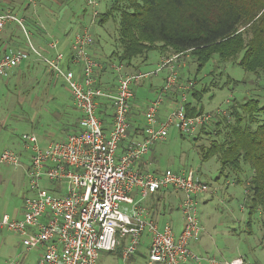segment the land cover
<instances>
[{
    "label": "built area",
    "instance_id": "built-area-1",
    "mask_svg": "<svg viewBox=\"0 0 264 264\" xmlns=\"http://www.w3.org/2000/svg\"><path fill=\"white\" fill-rule=\"evenodd\" d=\"M86 2L92 7L91 17H96V1ZM7 24L20 28L27 50L1 52L0 77L33 54L66 83L80 118L76 132L43 147L33 133L21 134L23 149L30 150L25 166L28 195L23 198L18 216L4 214L0 227L17 234L24 251L43 250L35 264H100L103 253L115 256L118 264H140L136 257L141 246L145 247L141 264H202L203 256L192 250L190 243L200 235L196 204L198 197L208 191V184L191 168L139 171L135 163L154 143L166 139L170 127L193 135L211 119V113L187 116L182 94L181 104L161 116L159 104L163 100L159 95L145 108L142 139L121 148L130 130L132 85L148 73L126 74L121 64L113 62L109 67L114 71V85L102 86L103 64L89 51L93 44L89 27L78 30L70 43L69 61L78 67L75 73L62 65L64 53L57 50L56 40L47 43L49 49L56 50L52 57L32 43L23 16L0 10V30ZM169 60L159 67L167 69L163 93L177 79L175 65L165 67ZM190 85L187 83L183 89ZM103 102H107L105 118L99 114ZM19 156L2 150L0 164L18 166ZM159 191L181 195L178 209L182 227L177 233L169 220L159 224L148 211L146 202ZM208 262L241 264L242 260L236 257ZM8 264L26 263L14 259Z\"/></svg>",
    "mask_w": 264,
    "mask_h": 264
},
{
    "label": "rangeland",
    "instance_id": "rangeland-1",
    "mask_svg": "<svg viewBox=\"0 0 264 264\" xmlns=\"http://www.w3.org/2000/svg\"><path fill=\"white\" fill-rule=\"evenodd\" d=\"M29 1L30 7L26 6L27 10L23 11L26 0H16L17 13L19 16L28 18H40L45 24L43 32H45L44 37L47 40L53 38L59 41L64 36L63 29H67L66 31L71 29L70 35H73L72 31L75 32L79 26H87L93 34L92 36L97 40L101 57L110 55L116 48L122 50L123 46L117 40V27L119 26L117 12L105 23L97 25V17H91L92 7L87 4L86 0ZM95 1L97 3L95 9L98 12H104L115 0ZM161 1L164 9L175 17L178 13H186L187 9L192 8L196 11L199 8L208 11L207 7L211 5L210 2L217 5L219 0ZM154 14L158 13H153L152 17L147 14L148 16L144 18L147 24L142 27L141 34L136 33L134 29L133 33L134 38L140 43L137 46V51L142 50L146 53L144 48L155 50H151L145 55L140 53L141 56H136L129 64L126 61L120 62L123 66L122 69L129 73L136 74L135 71L148 73L145 78L133 85L135 93L133 100L135 109L133 111L142 124L147 104L157 96L160 95L163 100L159 104V113H163L162 107L166 105L165 109L172 111L178 104H181V96L178 95L176 101H170V96L164 94L161 89L163 79L167 76V70L166 68L159 69V67L166 59L172 58L173 60H169L165 67L171 64L175 65L177 83L186 84L191 81L196 90L204 88L199 102L196 103L195 99L187 97V100H191L193 105L196 104L202 113L212 114L218 110L224 113L230 103H235L234 105L237 106L247 98H255L261 105L264 104V74L257 77L252 72H245L238 64L239 56L252 37V28H250L252 20L249 24L239 25L233 34L240 41L238 47L241 50L235 60L222 63L218 60L217 55L213 54L197 70L196 58L191 55L193 52L179 55L172 45L158 39L157 32L154 31L156 21ZM56 20L58 24L55 23ZM15 34L16 40L22 43L24 41L22 32L16 28ZM31 40L36 46L32 37ZM39 46L44 47L42 44ZM140 46L144 48L142 49ZM211 50L213 51L214 48L212 47ZM92 56L95 58L94 55ZM113 61L119 64L118 59ZM108 68L110 71L107 73L113 75L114 71L110 67ZM34 75H37L39 79V83L35 87H33L35 85ZM7 76L8 74L3 76L4 78L0 77V151L6 149L20 155L21 164L18 166L0 164V220L4 214L12 216L15 209L20 210L24 196L28 195V180L24 165H28L29 160L28 152L22 146L21 134L33 132L41 138L46 133L49 134L53 131L55 132L53 138H56L59 134L57 131H60L65 124L74 122L78 116L71 104L66 86L60 79L52 84L48 70L43 63L36 64L32 71L18 80L17 84H15L14 78L7 80ZM25 92L28 93L25 95ZM22 95L25 96L21 100L19 97ZM259 118L264 119V113L260 114ZM195 136H197L196 133L180 135L176 127H170L166 139L155 144V158L160 169L191 168L198 173L202 181L208 184V191L200 195L196 204L201 231L197 238L195 252L203 256L202 264H210L209 259L223 262L231 261L236 257L241 258V264H264V241L261 240L260 215L254 213L249 218L248 210L244 204V184L238 183L233 175L224 178V175L220 174V163L215 156L206 160L201 159L198 145L207 144V139L202 137L195 141ZM241 166L243 170L238 173V176L243 180L249 176L250 170L246 164ZM173 198L172 203H169L167 207L168 213L163 218L170 220L177 230L179 226L181 229L182 220L180 210L177 208L179 199L175 196ZM140 250H144L142 246ZM23 252L24 247L20 244V237L7 228L0 227V264H8L11 260L22 258ZM28 255L29 263H31V258L36 254L34 251H30ZM118 263L115 256H109L105 258L103 264Z\"/></svg>",
    "mask_w": 264,
    "mask_h": 264
},
{
    "label": "trees",
    "instance_id": "trees-1",
    "mask_svg": "<svg viewBox=\"0 0 264 264\" xmlns=\"http://www.w3.org/2000/svg\"><path fill=\"white\" fill-rule=\"evenodd\" d=\"M161 3V0H115L106 11L97 13V25L111 19L115 12L118 13L117 40L123 46L122 50L118 48L113 50L109 59L102 62L103 70L111 63H115L113 61L115 59L119 60V64L121 61H126L129 64L136 56L145 55L151 50H155L140 46L147 52L137 51V46L140 43L134 38L133 29L136 33L141 34L142 27L147 24L144 18L148 16L147 14L152 17L153 13L157 12L158 14H154L156 20L154 31L157 32L158 39L172 45L179 55L193 52L191 55L196 58L197 70L213 54L217 55L218 60L222 63L235 60L241 50L238 47L240 41L233 34L239 25L249 24L252 20L250 24L252 37L239 56L238 64L245 72H252L257 77L264 74V0H219L217 5L211 1V5L207 7L208 11L200 8L196 11L192 8L187 9L186 13H178L175 17L171 16ZM36 19L25 16V25L26 27H35L36 25L35 30L38 37L43 39L45 38L44 29L36 24ZM91 35L93 34L91 33ZM1 37L0 34V39ZM31 37H34V34H31ZM92 39L93 43L97 41L93 36ZM38 49L46 54L40 48ZM21 50H27V48L24 46V49ZM67 61L69 60L67 59ZM127 64L126 66H128ZM66 67L71 68L70 64H67ZM123 72L133 74V72L129 73L124 70ZM134 73L140 72L135 71ZM137 83L134 82L133 85ZM179 84L181 83H177L176 80L164 94L170 96V101H176L178 95L184 94L183 108L187 116L202 113V110L198 109L196 104L193 105L191 100H187V97L195 99L196 103L199 102L204 88L198 91L191 82L189 88L183 89L186 84L182 83L181 89L178 90ZM133 85L132 90L135 96ZM234 104L230 103L224 113L213 112L211 119L202 124L195 132L197 136L194 137V140H200L202 137L207 139V144L198 145L201 159L206 160L215 156L220 163V174L224 175V178L233 175L238 183L244 184V204L248 210L249 218L254 213L260 215L261 240L264 241V119L259 118V115L264 113V104L261 105L255 98H247L237 106ZM106 106L107 102L100 105L99 114L103 118L107 116ZM78 129L79 121L78 128L72 132H76ZM180 135L183 134L180 133ZM25 151L29 153L30 150L25 149ZM242 164L248 165L250 170L249 176L243 180L238 176V173L243 170ZM167 192L159 191L150 198L153 218H155L156 212L161 211L158 208L160 206L163 208L166 205ZM248 225L250 224L248 223ZM138 255L139 261H141L144 257L143 253H138Z\"/></svg>",
    "mask_w": 264,
    "mask_h": 264
},
{
    "label": "crops",
    "instance_id": "crops-1",
    "mask_svg": "<svg viewBox=\"0 0 264 264\" xmlns=\"http://www.w3.org/2000/svg\"><path fill=\"white\" fill-rule=\"evenodd\" d=\"M15 4H16V0H1V2H0V10H2V11H11V12H13V13H15V14L18 15V13H17L18 10H17ZM39 5H41V4H39ZM26 6L27 7L28 6L30 7V1L29 0H26V3L23 5V11H25L24 8ZM23 17H25V16H23ZM36 20H37L36 21V24L38 26H40L42 29H44V25H45L44 22L40 18H37ZM55 23L58 24V21L56 20ZM35 27H36V25H35ZM35 27H28L27 29L29 30V32L31 34H34V37H32V38H33V42L36 44V47L37 48H40L48 56H50V57L54 56L56 50H51L47 46L48 41H50L51 39L50 40H47L46 37L43 38V39L39 38L38 37V34H37L36 30H35ZM79 27L77 28V30L75 32L72 31L73 32V35L78 31ZM16 28L20 30V28L18 26H16L15 24H7L3 29L0 30V34L2 35V37L0 39V53L3 52V51H9V50H14V49H24V46L26 47V45H25V38H24V41H22V43H20V41L16 40V34H15L16 33ZM60 29H61V27H60ZM66 30L67 29H65V30L63 29V34H64L63 38L59 39V41L56 40L57 41V50L62 51L64 53V59L62 61V65L64 67H66L67 64H70L71 69L73 68V70L75 71V73H77L78 72V67L72 65L69 61H67V59L69 60V57H70V43L72 41L73 35L72 34L70 35L71 29L68 30V31H66ZM39 44H42L44 47L41 48L39 46ZM98 48L99 47L97 46V41H95V43H93L92 46L89 48V51H90V53L92 55L95 56V58H97V60H99V62L101 64H103L106 59H109L108 58L109 55H105L104 57H101V55H99ZM39 62H41V61L38 60L36 58V56H34L33 54H30V56H29L28 59L23 60L17 67H15V68H13V69H11L9 71L8 76H7V80L9 78H14L16 80L15 81V84H17L18 80H20L21 78H24L25 75H27L28 72L32 71L34 69V66L36 64H38ZM108 67L105 70H102L101 71V74H100V82H101V85L102 86H108V85H112L114 83V75H110V74L107 73V71H110L108 69ZM45 68L48 70V74H49V77H50V82L52 84L57 79H60L63 82V84L66 86L67 91H68V94H69V97H70L71 104H72L74 110H76L75 107H74V105H73L72 97H71L70 91H69L66 83L61 78L56 77L52 73V71L50 69H48L46 66H45ZM103 72H105V73H103ZM34 76H35V78H34L35 85L33 87H35L39 83L38 76L37 75H34ZM181 87H182L181 84H179L177 89L180 90ZM27 93L28 92H25V95ZM24 96L23 95L20 96L19 99L21 98V100H22L24 98ZM162 108L164 109L162 111L163 113H165L166 111H168L167 109H165V108H167V105L164 106V107H162ZM133 109H135V108H134V102H133V99H132L131 112H130V115H129L130 130L128 132V135H127L126 139H124V141H122L121 148L126 147V145H128V144H130V143H132L134 141H137V140L142 139V137L144 136V133L142 131V123L138 119V117L135 116V111H133ZM77 113H78V116H77V118L75 119L74 122L65 124V126L62 127L60 129V131H57V132H59V134L56 136V138H53L54 133H55L53 131L51 133H49V134L46 133L41 138H39L33 132H25V133H33L37 137L39 145L41 147H43L49 141L54 140V139H63V138H65V136L67 134H69L72 131L76 130L78 128V121H79V116H80V113L78 111H77ZM163 113H160V115L162 116ZM137 116H138V114H137ZM23 120H25V118H23ZM52 129H54V128H52ZM155 144L156 143H154L150 147V150H149V152L146 155H144L139 161H137L135 163L136 168H138L139 171H151V172H155V171H162V170L165 169V168L164 169H160L157 166V159L155 158V152H156L155 151V147H156ZM29 153H30V151H29ZM29 153H28V156L30 155ZM28 160H29V158H28ZM24 166H26V165H24ZM166 194H167V196H166L167 198H166V202H165L166 205H164L163 208L160 206L158 208V210L159 211L161 210V211L155 213V218H156L157 222H159V224H161L165 220L163 217L165 216V214L168 213L167 207L169 206V203H172V201L174 199L173 196H175L178 199H180V196H181L180 193L173 192V191H168ZM146 204H147L146 206L148 207V211L150 212V215H151V212H152L151 211V200L149 199L146 202ZM177 208H178V205H177ZM19 212H20V210L15 209L13 211L12 216H18ZM181 220H182V217H181ZM171 225H172L173 230L176 233L179 232L178 230L180 229V226L178 227L177 230H175L174 225L173 224H171ZM181 227H182V224H181ZM197 240L198 239H196V240H194V241H192L190 243V248L192 250H194V251L197 248L196 247L197 246ZM142 247H143L144 250L143 251L140 250V254L143 253V255H144L145 247L144 246H142ZM30 251H34L35 254H36L35 257L31 258L32 259L31 263H29V260H28L29 259V255L28 254L30 253ZM30 251H24L22 258H17V259L25 262L26 264H35L37 262V260L39 259V257L42 255L43 250L41 248H38V249L30 250ZM109 256L110 255H106L105 253H103V257L101 255L100 263L103 264L105 262V258H107ZM136 262L137 263L139 262V257H136ZM141 263H142V260L140 261V264Z\"/></svg>",
    "mask_w": 264,
    "mask_h": 264
}]
</instances>
